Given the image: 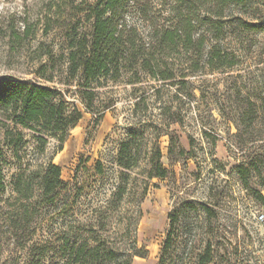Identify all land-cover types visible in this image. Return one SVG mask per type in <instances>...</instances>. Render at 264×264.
I'll return each instance as SVG.
<instances>
[{"label":"rangeland","instance_id":"1","mask_svg":"<svg viewBox=\"0 0 264 264\" xmlns=\"http://www.w3.org/2000/svg\"><path fill=\"white\" fill-rule=\"evenodd\" d=\"M95 1L0 0V78L34 79L39 64L51 59L56 82L46 83L60 87L68 109L81 113L55 154L58 140L51 139L45 154H38L27 132L23 179L34 182L31 191L25 190L29 198L14 189L22 169L0 140L7 160L6 191L0 194V264H27L33 247L65 234L122 247L135 237L146 253L133 256L134 264H197L206 251L209 264H264V218H259L264 215V0H254L248 10L227 9L225 35L213 37L202 58L194 48L169 54L175 79L128 69L118 80L103 82L88 108L80 77L69 85L60 81L66 80L62 54L69 35L90 33L93 21L87 13ZM154 1L160 7L161 0ZM151 15L162 22L158 11ZM129 18L147 35L145 22ZM213 49L221 58L208 64ZM131 127L145 129L149 139L159 134L169 174L148 178L143 163L131 171L129 193L118 202L124 169L117 157ZM50 157L61 166L66 184L47 202L32 171ZM172 214L179 221L174 244L165 251ZM11 217H31L34 232L25 247L11 236ZM45 264H53L52 259Z\"/></svg>","mask_w":264,"mask_h":264},{"label":"trees","instance_id":"2","mask_svg":"<svg viewBox=\"0 0 264 264\" xmlns=\"http://www.w3.org/2000/svg\"><path fill=\"white\" fill-rule=\"evenodd\" d=\"M154 0H96L89 7L87 18L92 20L90 33L75 32L69 35L67 51L64 57L66 80L61 84L69 85L80 77L81 96L87 107H92L96 89L108 80H118L125 70L144 71L151 77L163 80L176 78L170 68L168 55L181 49L194 48L195 54L202 58L211 39L226 33L225 11L229 8L248 10L254 0H161L157 7ZM158 11L162 22L156 21L151 12ZM167 13V15L164 14ZM132 13V14H131ZM136 15L145 22L149 31L144 35L138 26L130 21ZM252 29L256 23L244 22ZM207 59L212 64L215 56L221 58L215 49L209 51ZM193 70H198L199 59ZM55 66L51 59L39 64L36 78L27 79L13 75L0 78V140L12 150L13 157L22 169L13 181L14 189L23 193L31 191L32 179L24 180V153L29 140L27 132L32 133L34 148L38 154H45L51 139L59 141L54 154L63 148L69 130L81 118V113L68 109L65 93L55 83ZM184 83L185 81H181ZM159 134L149 139L145 129L131 127L128 137L121 141L117 163L124 170L123 183L115 193V199L121 201L129 193L131 171L143 169L148 178H165L169 170L164 167L162 150L158 143ZM146 141V142H145ZM7 160L0 149V194L6 191L4 164ZM99 172H103L100 162ZM39 180L45 201L52 202L59 189L66 182L62 179V168L54 163L53 157L32 171ZM147 187L143 189L146 193ZM25 198L30 193H24ZM164 250H169L175 241V224L179 221L172 214ZM31 217L17 219L11 217L12 238L20 247H25L34 231H31ZM33 254L27 264H45L47 257L65 261V264H134L133 256H145L146 251L138 247L134 237L127 247L97 242L89 239L81 241L68 235L59 236L55 243H45L33 247ZM212 257L209 251L202 254L197 264H209Z\"/></svg>","mask_w":264,"mask_h":264},{"label":"built area","instance_id":"3","mask_svg":"<svg viewBox=\"0 0 264 264\" xmlns=\"http://www.w3.org/2000/svg\"><path fill=\"white\" fill-rule=\"evenodd\" d=\"M259 218H260V219H263V218H264V215H263V214H261V215L259 216Z\"/></svg>","mask_w":264,"mask_h":264}]
</instances>
